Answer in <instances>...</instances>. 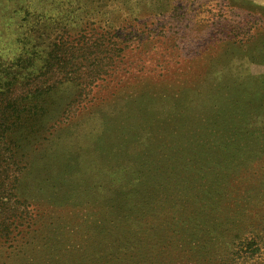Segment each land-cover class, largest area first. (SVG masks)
<instances>
[{"label": "rangeland", "instance_id": "374dc122", "mask_svg": "<svg viewBox=\"0 0 264 264\" xmlns=\"http://www.w3.org/2000/svg\"><path fill=\"white\" fill-rule=\"evenodd\" d=\"M85 1L0 0V70L25 44L23 12L52 17L41 57L68 46L20 89L41 96L11 152L14 194L55 225L57 250L0 264H264V160L218 172L234 146L236 161L264 156V0ZM224 175L183 216L182 187ZM248 243L256 252L233 262Z\"/></svg>", "mask_w": 264, "mask_h": 264}, {"label": "trees", "instance_id": "16d2710c", "mask_svg": "<svg viewBox=\"0 0 264 264\" xmlns=\"http://www.w3.org/2000/svg\"><path fill=\"white\" fill-rule=\"evenodd\" d=\"M75 1L87 5L85 0ZM63 16L70 25V22L76 16L72 5L69 6V10ZM18 18L19 30L23 31L21 41L25 40V44L21 45V42H19L18 45L17 43L19 47L16 46L15 55L11 59L1 60L3 69L0 70V260L3 259L5 254L22 252L26 260L34 261L32 255L38 259L50 250H57V244L51 243V236L48 235V229L53 230L52 227L55 225L39 213L34 212L31 204L25 199L20 201L18 193L14 194L23 169L19 161H13V155L11 154L13 150H16L17 142H21L18 141L20 137L12 136L25 126L24 124L21 125L23 117L30 114V107L38 108L37 99L41 96L37 87H34L31 91H21L20 89L22 86H28V83L35 84L38 78L44 76L46 74L45 70L50 67V63L64 53L62 50L66 45H49L47 49L50 50L47 53L44 52L45 56L41 57L43 56V50H40V46L36 44V41L43 36L52 17L49 15L40 16L39 14L31 17L28 15L27 17L23 12V15ZM79 36L82 39L84 37L80 34ZM27 39L32 40L33 43ZM66 49H68V46H66ZM226 116L225 113L213 115V119L217 121L215 124H219L218 128L221 131L232 128L231 123L223 121ZM215 124L210 125L214 127ZM245 133L246 131H244V135H241L242 138ZM229 137L233 136L229 135ZM254 144L258 151L257 155H264V137L254 139ZM18 146L20 145L18 144ZM226 146L227 144H224L223 149ZM236 149L234 146L231 151L227 150L230 154L225 156L224 161L226 164L219 167V173H223L224 170L235 172L239 167L251 170L255 163H262L264 160V156H262L259 159L253 158V163H250V160L236 161L238 158L236 156L238 149ZM204 178L194 180L193 182L197 183L196 185L182 187L181 192L184 197L180 204L184 205V209L181 210L183 216L187 215L188 210H191L189 212L190 217L193 214L197 216L202 207H206L205 204H211L208 197L209 192L219 195V190H223V183L228 175L216 179L213 188L209 185L212 181ZM173 202L176 201L173 200ZM236 238L237 235L234 234L230 244ZM251 245L253 243L246 245V252H241V249H239L240 253L237 254L236 251H233L231 253L234 256L233 262L246 254L251 257L256 252V249H251ZM29 254L31 257H28Z\"/></svg>", "mask_w": 264, "mask_h": 264}]
</instances>
